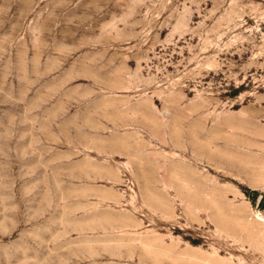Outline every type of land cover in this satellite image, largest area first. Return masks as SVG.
I'll return each mask as SVG.
<instances>
[{
	"label": "rangeland",
	"instance_id": "374dc122",
	"mask_svg": "<svg viewBox=\"0 0 264 264\" xmlns=\"http://www.w3.org/2000/svg\"><path fill=\"white\" fill-rule=\"evenodd\" d=\"M184 117L215 129L200 206L161 213L124 174L153 264H264V0H0V264H105L64 217L82 167Z\"/></svg>",
	"mask_w": 264,
	"mask_h": 264
},
{
	"label": "crops",
	"instance_id": "0c3cea01",
	"mask_svg": "<svg viewBox=\"0 0 264 264\" xmlns=\"http://www.w3.org/2000/svg\"><path fill=\"white\" fill-rule=\"evenodd\" d=\"M169 124L176 127L168 129L169 137L164 136L158 144L161 149L121 152L110 156L121 159L116 164L82 167L83 172L96 175L88 174L91 181L82 185L81 208L67 210L64 217L75 219L89 232L99 233L96 256L104 258L105 264H153L155 254L161 262L159 253L164 250L159 240L155 242L147 219L129 208V194L122 187L124 174H136L135 180L139 188H144L147 203L161 213L173 204L192 205L195 210L202 203L201 186L196 181L200 179L199 166L213 161V142L202 139V130L210 136L215 129L210 120L202 129L199 117L178 118L177 123L171 120ZM151 144L154 146V142Z\"/></svg>",
	"mask_w": 264,
	"mask_h": 264
},
{
	"label": "bare ground",
	"instance_id": "6f19581e",
	"mask_svg": "<svg viewBox=\"0 0 264 264\" xmlns=\"http://www.w3.org/2000/svg\"><path fill=\"white\" fill-rule=\"evenodd\" d=\"M258 219H261V218H258Z\"/></svg>",
	"mask_w": 264,
	"mask_h": 264
}]
</instances>
